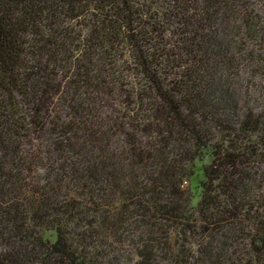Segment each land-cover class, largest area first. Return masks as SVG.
Masks as SVG:
<instances>
[{"label":"trees","instance_id":"16d2710c","mask_svg":"<svg viewBox=\"0 0 264 264\" xmlns=\"http://www.w3.org/2000/svg\"><path fill=\"white\" fill-rule=\"evenodd\" d=\"M0 264H264V0H0Z\"/></svg>","mask_w":264,"mask_h":264}]
</instances>
